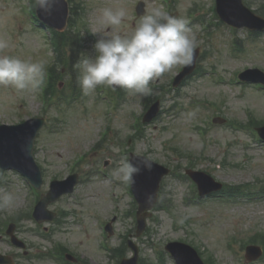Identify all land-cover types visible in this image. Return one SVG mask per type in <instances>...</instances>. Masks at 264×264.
Returning <instances> with one entry per match:
<instances>
[{"label": "rangeland", "instance_id": "rangeland-1", "mask_svg": "<svg viewBox=\"0 0 264 264\" xmlns=\"http://www.w3.org/2000/svg\"><path fill=\"white\" fill-rule=\"evenodd\" d=\"M85 8L84 21L90 35L78 53L94 54L92 44L97 38L92 33L108 35L119 32L130 34L141 17L134 14L136 4L140 0H79ZM146 3V11L151 7H167L160 0H142ZM214 0H176L172 12L177 17L186 19L188 13L197 3L201 4L206 19L212 18L211 8ZM254 10L264 7V0H246ZM27 3V0H24ZM124 8L127 16L121 25L112 28L106 27L101 20V11L104 8ZM133 8V11H132ZM82 8L78 6V12ZM31 23L37 25L33 15ZM22 22V23H21ZM20 24V25H19ZM23 24V25H22ZM201 25L194 24L188 35L195 41L196 32ZM196 34V35H195ZM245 29H238V39L242 40L245 50L239 55H233L229 45L227 27L215 28L213 35L206 33L196 42L200 54L207 51V57L199 59V63L206 70L215 69L226 79H229L239 70L260 68L264 71V35L258 38L248 37ZM195 35V37H194ZM0 38L9 42L10 47L6 54L18 56L22 59L42 60L52 62L54 51L51 49L45 33L35 31L23 18L22 8L16 0H0ZM181 65L174 66L155 80L166 88L171 85ZM69 75L62 81L69 82ZM154 82V81H153ZM152 82V83H153ZM69 93V88L62 87ZM156 89L155 93H159ZM107 87L99 88L98 93H106ZM171 93V92H170ZM167 93L163 108L164 112L156 123L149 125L145 131L146 138L136 142L131 140L134 133L132 127L134 116L142 115L145 110L147 96L131 95L127 93L126 100L122 101L111 121L112 128L118 135V141L99 143L102 133L108 125L106 105L96 91L90 96L75 101L71 106L63 105L62 110L55 107L49 111L43 110V103L38 92L17 93L11 88L0 86V124L17 123L35 116H45L53 120L57 116L60 121L57 126L44 128L36 140L35 157L43 168L45 185L41 191L48 190L51 178L63 179L69 175L70 164L80 154L92 153L91 161L81 164L77 171L81 181L77 188L80 205L69 197L50 206L53 210H67L71 214L65 219L61 229L53 234V238L67 245L75 255L80 256L89 264H116V259L99 245L101 237L100 223L114 217L113 203L110 200V183L108 176L113 178L112 172L122 159V147L132 148L137 154H146L153 160L172 167L176 172H183L189 163V158L179 159L173 148L178 146L195 156L196 169L212 174L216 179L230 184H244L245 182L264 183V143L255 142L254 137L245 130H235L230 125L211 127L207 131L208 139L200 138L197 128L207 124V119L213 109L207 108L206 103L212 102L217 106L218 114L228 120L248 121L249 112L264 121V92L256 91L252 87L241 85H221L216 77L206 75L194 76L182 86L181 91ZM194 96L195 98H192ZM198 101V105L193 100ZM206 102V103H205ZM176 103L178 106L171 108ZM112 116V115H111ZM106 137H110L109 133ZM87 154V155H88ZM106 160L109 164L106 175L98 173L97 169ZM226 162V165L223 162ZM93 163V164H91ZM2 184L0 192L11 193L15 199L14 206L1 213L11 218L15 214L23 213L30 205L28 200L26 181L15 171L0 172ZM120 182V181H118ZM129 190L130 185L125 184ZM163 198L173 202V210L178 216H184L188 222L177 225L174 218L162 210H156L151 220H148L147 232L138 243L142 248L144 259L157 264L158 255L148 246L146 240L154 241L158 250L173 240L188 241L201 248L206 254H215L221 264H246L245 251L242 249L243 240L257 232H264V202L247 204H229L222 199H211L203 205L185 204L184 196H189V182L186 179L171 175L162 183ZM121 198V210L117 215H124V210L133 209L131 197L126 194L123 185L118 186ZM34 204L36 193L32 194ZM27 196V199H26ZM29 212V211H28ZM27 212V213H28ZM154 217V218H153ZM134 216L116 217L114 235L108 239L109 245L118 247L124 242V234H135ZM5 220L3 224L5 225ZM47 226L51 233L56 225ZM38 227L34 221L23 216L18 222V236L26 243L28 253L19 248H13L6 240H0V253L10 255L15 264H60L50 258H37L38 251L48 252L51 244L42 237L45 228ZM149 230V231H148ZM3 235V232L1 233ZM235 238L232 247L228 241ZM126 255H131L128 249ZM165 264H175L168 255L162 256ZM160 262V261H159ZM264 264V259L253 263Z\"/></svg>", "mask_w": 264, "mask_h": 264}, {"label": "clouds", "instance_id": "clouds-1", "mask_svg": "<svg viewBox=\"0 0 264 264\" xmlns=\"http://www.w3.org/2000/svg\"><path fill=\"white\" fill-rule=\"evenodd\" d=\"M51 2L36 0V6L47 12ZM126 16L124 8L101 11L102 23L108 28L121 25ZM189 31L186 19L173 16L162 7H151L141 15L130 34L92 33L97 37L91 46L94 54L81 53L73 66L78 88L84 96L94 94L98 87L119 88L131 95H151L153 81L174 66L192 63L196 42L188 35ZM9 47V42L0 38V86L17 93L41 89L46 83L45 62L6 54ZM137 159L139 163L122 158L113 169V178L128 184L141 166L151 167L147 157ZM14 203L11 193L0 192V210L10 209Z\"/></svg>", "mask_w": 264, "mask_h": 264}, {"label": "water", "instance_id": "water-1", "mask_svg": "<svg viewBox=\"0 0 264 264\" xmlns=\"http://www.w3.org/2000/svg\"><path fill=\"white\" fill-rule=\"evenodd\" d=\"M241 0H220L219 11L222 14L223 18L228 22L234 25H247L250 27H255L250 22L237 23L235 20L228 15L227 12L229 8L232 10L239 11L250 18L256 19L252 17L241 5ZM51 7L53 14H55L60 21L58 23H54L51 19H47L49 23L55 25L59 29H64L67 21V4L65 0H52L49 5ZM44 12V11H43ZM45 13V12H44ZM48 14V12H46ZM37 123V124H35ZM42 126V122L32 121L28 124L22 125L21 127H0V165L2 167H16L22 170L32 181L35 180V172L37 168L35 167L33 160L31 158L32 151V143L35 137L36 132ZM138 162V161H137ZM151 166H155L151 164ZM164 171H160V173L155 177L154 180L150 179V176H145L143 178L144 186L147 189L151 188V192L153 196L158 189V184L161 177L164 175ZM136 187V182H135ZM173 253L177 254L181 264H195V260L190 257L189 263L184 261L180 254H178L175 250Z\"/></svg>", "mask_w": 264, "mask_h": 264}]
</instances>
